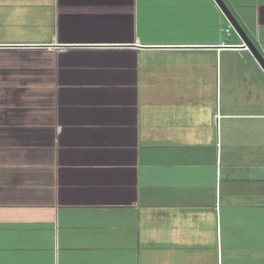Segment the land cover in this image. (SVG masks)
Segmentation results:
<instances>
[{"label": "crops", "instance_id": "1", "mask_svg": "<svg viewBox=\"0 0 264 264\" xmlns=\"http://www.w3.org/2000/svg\"><path fill=\"white\" fill-rule=\"evenodd\" d=\"M0 264H264V70L216 0H0Z\"/></svg>", "mask_w": 264, "mask_h": 264}, {"label": "water", "instance_id": "2", "mask_svg": "<svg viewBox=\"0 0 264 264\" xmlns=\"http://www.w3.org/2000/svg\"><path fill=\"white\" fill-rule=\"evenodd\" d=\"M219 6L221 7L222 11L226 15L227 19L229 20L232 27L238 31V33L242 36L245 46L249 48L252 55L255 57L257 62L260 64L262 69L264 70V55L260 52V50L257 48L256 45H254L250 39L245 35V33L242 30L241 25L238 23V21L234 18L233 14L229 10V8L223 3L222 0H216Z\"/></svg>", "mask_w": 264, "mask_h": 264}]
</instances>
